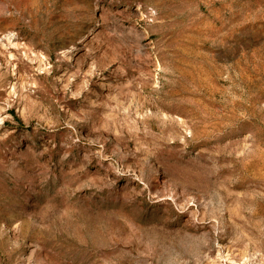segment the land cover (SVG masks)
Returning a JSON list of instances; mask_svg holds the SVG:
<instances>
[{"label":"rangeland","instance_id":"1","mask_svg":"<svg viewBox=\"0 0 264 264\" xmlns=\"http://www.w3.org/2000/svg\"><path fill=\"white\" fill-rule=\"evenodd\" d=\"M0 264H264V0H0Z\"/></svg>","mask_w":264,"mask_h":264}]
</instances>
